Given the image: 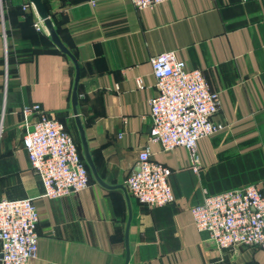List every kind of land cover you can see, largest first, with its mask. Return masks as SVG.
<instances>
[{
  "label": "crops",
  "instance_id": "1",
  "mask_svg": "<svg viewBox=\"0 0 264 264\" xmlns=\"http://www.w3.org/2000/svg\"><path fill=\"white\" fill-rule=\"evenodd\" d=\"M43 1L77 57L78 109L108 184L125 185L150 143L155 55L174 51L220 95L215 119L226 129L200 140L199 171L187 148L164 151L150 143L153 157L172 169L176 200L151 208L128 191L127 264H264V249L220 248L196 227L191 211L206 194L247 184L264 191V167L250 161L264 149V0H166L144 9L131 0ZM75 74L30 0H0V200L30 197L38 208L39 250L29 264H124L125 191L103 186L90 170L86 189L48 198L23 146L22 109L38 103L81 147L72 110Z\"/></svg>",
  "mask_w": 264,
  "mask_h": 264
},
{
  "label": "built area",
  "instance_id": "2",
  "mask_svg": "<svg viewBox=\"0 0 264 264\" xmlns=\"http://www.w3.org/2000/svg\"><path fill=\"white\" fill-rule=\"evenodd\" d=\"M131 1L144 9L166 0ZM35 26L41 28L38 22ZM152 66L157 93L149 100V142L161 144L164 151L187 148L192 168L199 171L200 140L226 129L224 122L215 119L220 95L201 69L189 68L174 51L155 55ZM139 86L143 84L139 82ZM22 111L27 119L23 146L42 180L43 195L60 198L86 189L90 171L65 124L38 103L26 105ZM150 143L140 149L137 168L127 176L125 185L139 202L154 208L173 203L176 197L170 184L172 169L153 157ZM191 211L196 227L208 231L220 248L264 249V191L256 184L206 194ZM39 221L32 198L0 200V264H29L37 257Z\"/></svg>",
  "mask_w": 264,
  "mask_h": 264
},
{
  "label": "water",
  "instance_id": "3",
  "mask_svg": "<svg viewBox=\"0 0 264 264\" xmlns=\"http://www.w3.org/2000/svg\"><path fill=\"white\" fill-rule=\"evenodd\" d=\"M32 4L34 5L39 17L43 20L48 32L49 36L52 40V42L65 54H67L73 61L76 69V74H75V81H74V87L72 91V110L75 116L76 120V125L78 127V132H79V138H80V145H81V150L83 157L87 164L90 167L91 173L94 177V179L102 184L103 186L107 188H122L125 193H126V198H127V203H128V209H129V217H128V222H127V227H126V247H127V256L124 264H127L130 258V248H129V226L132 218V208H131V201H130V196L128 193V189L126 185L124 184H116V185H111L108 184L98 173L97 166L95 164V161L92 157L90 147H89V142L86 134V130L84 127V124L82 122V118L79 113L78 109V102H79V94H78V84L80 80V67L79 63L77 60V57L75 54L68 48V46L62 41L60 38L51 18L48 12V9L44 3L43 0H30Z\"/></svg>",
  "mask_w": 264,
  "mask_h": 264
},
{
  "label": "rangeland",
  "instance_id": "4",
  "mask_svg": "<svg viewBox=\"0 0 264 264\" xmlns=\"http://www.w3.org/2000/svg\"><path fill=\"white\" fill-rule=\"evenodd\" d=\"M220 135H221V134H217V135L212 136V137H218V136H220ZM239 161H240V160H239ZM250 161H252L253 163L257 164V166H259V167H260V166L264 167V149H263L262 151H261V150L256 151V152H255V157H254V158H251ZM229 162H231V161H229ZM240 162H241V161H240ZM226 163L228 164L227 161H223V162L220 164V169H221L222 165H223V168H225Z\"/></svg>",
  "mask_w": 264,
  "mask_h": 264
},
{
  "label": "trees",
  "instance_id": "5",
  "mask_svg": "<svg viewBox=\"0 0 264 264\" xmlns=\"http://www.w3.org/2000/svg\"><path fill=\"white\" fill-rule=\"evenodd\" d=\"M80 147V146H79ZM80 151H81V147H80ZM86 162V161H85ZM86 164H87V162H86ZM88 166V165H87ZM89 168V167H88ZM89 171H90V169H89Z\"/></svg>",
  "mask_w": 264,
  "mask_h": 264
}]
</instances>
